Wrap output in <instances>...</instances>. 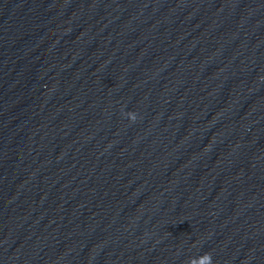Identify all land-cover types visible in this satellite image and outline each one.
Instances as JSON below:
<instances>
[{
  "label": "clouds",
  "instance_id": "obj_1",
  "mask_svg": "<svg viewBox=\"0 0 264 264\" xmlns=\"http://www.w3.org/2000/svg\"><path fill=\"white\" fill-rule=\"evenodd\" d=\"M129 116L132 120H135L134 113H129ZM193 259L194 258H190L188 264H193ZM197 264H213L212 255L210 253H204L197 258Z\"/></svg>",
  "mask_w": 264,
  "mask_h": 264
}]
</instances>
